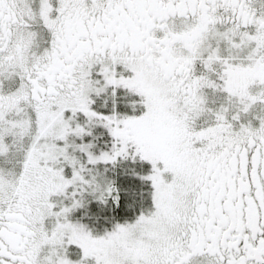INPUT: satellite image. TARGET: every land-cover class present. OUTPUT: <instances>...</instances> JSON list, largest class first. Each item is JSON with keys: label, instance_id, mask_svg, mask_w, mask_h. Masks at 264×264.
Instances as JSON below:
<instances>
[{"label": "snow or ice", "instance_id": "obj_1", "mask_svg": "<svg viewBox=\"0 0 264 264\" xmlns=\"http://www.w3.org/2000/svg\"><path fill=\"white\" fill-rule=\"evenodd\" d=\"M0 264H264V0H0Z\"/></svg>", "mask_w": 264, "mask_h": 264}]
</instances>
